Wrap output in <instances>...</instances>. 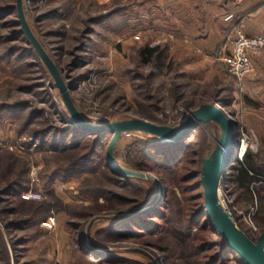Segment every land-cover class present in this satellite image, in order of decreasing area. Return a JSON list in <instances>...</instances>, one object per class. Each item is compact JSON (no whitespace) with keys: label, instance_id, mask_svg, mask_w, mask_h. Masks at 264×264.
Returning a JSON list of instances; mask_svg holds the SVG:
<instances>
[{"label":"rangeland","instance_id":"obj_1","mask_svg":"<svg viewBox=\"0 0 264 264\" xmlns=\"http://www.w3.org/2000/svg\"><path fill=\"white\" fill-rule=\"evenodd\" d=\"M135 1L23 0V5L31 28L61 69L63 77L77 80L72 98L87 120L100 124L137 117L158 125H176L189 111L202 104H218L230 115L236 123V140L248 139L254 143V149H248L246 153H250L262 169L248 191L235 185L234 173L230 169L228 177L232 175L231 180L221 186V203L232 212L235 220L242 222L239 227L257 240L264 232V87L257 91L252 89V70L245 80L246 90L242 92L237 81L226 72L222 61L216 59L218 49L210 64L205 62L202 65V70L217 69L220 74L195 77L199 72L193 73L192 60L187 59L182 46L181 49L179 46L174 47L176 50L170 49L166 34L159 36L151 27L143 29L142 24L146 22L140 18V13L122 11L121 4ZM0 5H13V1L0 0ZM7 19L18 20L17 13ZM9 30L0 27V34ZM154 47L159 50L152 54L147 52ZM2 53L0 46V119H15L14 130L19 137L0 138V153H12L16 160L26 164L27 190L42 195L41 199L30 201L46 204L50 209L44 219L26 231L10 233L4 239L0 235V246H6L9 253L0 249V259L6 261L8 257L11 264H99L92 255L80 250V245L86 244L92 252L124 261H107L105 264H172V259L177 261L181 250L171 236L173 231L182 229L186 234H193L196 228L188 229V201L181 194L176 180L197 166L201 171L203 159L219 139V126L213 123L198 126L201 137L189 145L186 152L189 162L164 174L167 192L154 180L139 178L141 180L123 188L108 178L104 167L107 162L109 164L107 149L111 133H106L109 139L104 152L106 161L95 172L49 183L42 174L56 167L55 160L52 154L44 155L36 150L38 144L31 148L25 145L32 141L30 131L41 126L34 125L35 122L28 125L27 122L39 119L41 116L37 113L43 111L50 124L61 125L59 119L64 114L61 110L59 114L54 113L48 93L58 108L65 107L58 91L49 86L51 76L38 55L15 56L8 62L2 58ZM260 82L264 86V76ZM196 137L190 130L181 139L192 141ZM152 139L142 133H135L132 137L123 135L116 154L119 165L131 169L130 162L137 159L138 153L141 158L144 145ZM1 143L18 144L23 149L5 148ZM237 161L234 162L236 166ZM33 166L38 168L35 182H31ZM149 175L160 180L156 173ZM195 180L201 181V177ZM70 181L75 184L68 185ZM82 189L90 191L83 193ZM201 191L203 193L202 187L198 192ZM168 193L171 201L168 219L156 220L168 224L169 229L164 234L116 239L107 236L108 227L124 216L154 209V202H160ZM115 195L125 196L128 202L118 201ZM1 210L3 206H0V228L5 218ZM74 214L83 217L74 218ZM48 218L55 219L53 230L42 226ZM73 222L79 224L77 229L73 228ZM22 233L29 237V241L24 248L16 250L14 242Z\"/></svg>","mask_w":264,"mask_h":264},{"label":"trees","instance_id":"obj_2","mask_svg":"<svg viewBox=\"0 0 264 264\" xmlns=\"http://www.w3.org/2000/svg\"><path fill=\"white\" fill-rule=\"evenodd\" d=\"M11 1H13V5H0V27L2 29H10L8 33L0 34V46L3 49L1 56L2 58H6L8 62L15 56L22 58L24 54L28 56L33 53L38 57L24 35L19 20L11 19L9 21L7 19L11 14L16 13V0ZM20 42L24 43V45ZM158 50V48L154 47L148 49L147 52L152 54ZM46 74L48 75L47 71ZM64 79L67 85L72 87L73 90L75 84H77V80L70 81L65 75ZM48 100L51 101L50 107L55 108L54 113L59 114L60 110L63 112L62 114L64 116L59 119L61 125L56 126L50 124L47 120L49 118L44 115L43 111L37 113L41 117L39 119H29L27 124L30 125L35 122L34 125L41 126L30 131L29 135H31L32 141L29 144H25L29 148L38 144L36 150L41 151L44 155H53L56 167H53L50 171L42 175L51 183L56 180L63 182L84 173L95 172L106 161L104 152L109 140L106 137V133L88 134L77 129L71 122V118L65 112V109L63 107L61 109L58 108L50 93H48ZM33 114L35 113L33 112ZM69 123L70 125H67ZM198 126L191 129V132L197 136L192 141L183 138L177 142L164 143L152 136V141L144 145L141 158L140 153H138L139 156L130 162L129 167L147 174H158L160 177L158 181L165 188V192H167V182L165 181L164 174L168 171L177 170L174 168L179 165L183 166L186 161L189 162L186 153L190 147L189 145H192L196 139L201 137V132L197 129ZM18 133L20 134L21 131L18 130ZM13 155L12 153H0V206H3L1 214L5 216L4 221H1L2 228H0V235L3 239L10 233L24 232L27 228L37 224L42 218L44 219L46 217L44 214L50 209L46 204L39 205V202L24 200L21 197L22 192L28 189L26 164L24 162L20 163ZM192 163L195 164V161ZM3 165L5 167H2ZM104 168L108 172V178L112 179L115 184H121L123 188L129 187L135 180H141L139 178L125 177L116 173L108 162ZM230 169L234 173L233 179L235 185L238 188L248 191L257 180V175L261 173L262 167L250 153H246L241 160L237 161V166L233 163V167H230ZM230 169L222 185L231 180L232 175L228 177ZM198 177H201L200 166H197V169L188 175L183 173L176 180L181 194L188 201L186 215L189 217L190 227L188 229L190 231L196 228V230L193 234H186L182 229L173 231L171 236L177 240L181 250V256L177 261L176 259H172L171 263L173 261L172 264H247L225 242L214 227L207 214L204 195L202 191L201 193L198 192L202 187L201 181L195 180ZM88 191L90 189H82L83 193ZM169 194L165 195L160 202L155 201L154 209H145L141 212L137 211L132 215L121 218L117 223L106 229L107 236L116 239L164 234L169 229L168 224H163L156 220L167 221L169 216L167 210L170 209L171 202L169 200ZM115 198L123 203L128 202V199L123 195H115ZM201 198L203 199L202 201L200 200ZM73 217L80 219L83 215L74 214ZM237 223L239 226L242 222L237 221ZM78 225L76 222L72 223L74 229H77ZM241 229L243 230V228ZM22 234V236L18 235L21 237L14 242L16 250L17 248H24V245L29 241V237L24 233ZM154 246L156 245L154 244ZM0 249L2 251L4 249L9 254L6 246H0ZM80 250L87 255H92L95 258V262L99 264H105L107 261L124 262L114 257H107L105 253L92 252L86 244H81ZM0 262L3 264H11L8 257L6 261L0 259Z\"/></svg>","mask_w":264,"mask_h":264},{"label":"water","instance_id":"obj_3","mask_svg":"<svg viewBox=\"0 0 264 264\" xmlns=\"http://www.w3.org/2000/svg\"><path fill=\"white\" fill-rule=\"evenodd\" d=\"M16 13L24 35L41 59L51 76L49 86L58 91L62 103L73 125L88 134L111 133L107 149L109 164L112 169L125 177L154 180L158 179L147 173L135 171L119 165L117 161L118 144L125 133H142L153 136L164 143L179 141L197 125L217 124L220 136L214 149L203 159L201 167V185L205 207L214 227L225 242L247 263L264 264V232L253 240L229 215L220 201L223 180L232 164L238 149L236 123L218 104H202L189 111L176 125H158L149 120L126 117L107 123H93L87 120L72 98V87L68 86L57 63L44 48L27 19L23 0H16Z\"/></svg>","mask_w":264,"mask_h":264},{"label":"crops","instance_id":"obj_4","mask_svg":"<svg viewBox=\"0 0 264 264\" xmlns=\"http://www.w3.org/2000/svg\"><path fill=\"white\" fill-rule=\"evenodd\" d=\"M121 8L140 13L146 22L142 24L143 29L151 27L159 36L166 34L170 49L182 46L187 59L192 60L193 73L199 72L195 77L199 78L220 74L217 69L202 70V65L210 64L213 53L226 36L237 30L249 36L264 31V0H136L121 4ZM252 60L251 86L257 91L264 87L260 82L264 76V52L253 54ZM15 126V119H0V138L17 139ZM72 184L75 182L68 183Z\"/></svg>","mask_w":264,"mask_h":264},{"label":"built area","instance_id":"obj_5","mask_svg":"<svg viewBox=\"0 0 264 264\" xmlns=\"http://www.w3.org/2000/svg\"><path fill=\"white\" fill-rule=\"evenodd\" d=\"M222 45L218 48L216 54V59L222 61L225 66L226 72L233 77L238 85L239 89L244 92L246 90L245 80L251 74L253 70V54H259L264 51V31L257 36H249L243 33L241 30L235 31L233 34H230L224 38L221 43ZM70 125V123H69ZM135 133L128 132L124 134V137H132ZM238 154L240 148L244 149L243 155L240 158L241 160L248 149H254L255 145L252 141L248 139H241L238 141ZM3 147L15 150H22L23 148L18 144H6L1 143ZM38 168L36 166L32 167V176L31 182H35ZM21 197L24 200H39L42 198L41 193L34 192L31 190L24 191L21 194ZM223 196L220 193V201L222 202ZM225 208V207H224ZM229 215L234 219L232 212L225 208ZM235 221V219H234ZM42 226L47 230H53L55 228V219L48 218L42 223ZM256 231V228H254Z\"/></svg>","mask_w":264,"mask_h":264},{"label":"bare ground","instance_id":"obj_6","mask_svg":"<svg viewBox=\"0 0 264 264\" xmlns=\"http://www.w3.org/2000/svg\"><path fill=\"white\" fill-rule=\"evenodd\" d=\"M237 138V137H236ZM238 150V149H237ZM243 152H244V149L243 148H240L239 150V154H238V151H236V154H235V159L236 158H240L242 155H243Z\"/></svg>","mask_w":264,"mask_h":264}]
</instances>
